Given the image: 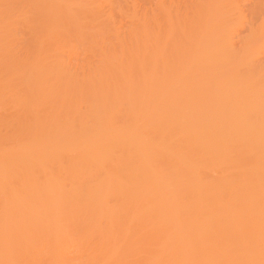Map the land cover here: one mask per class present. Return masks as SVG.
Wrapping results in <instances>:
<instances>
[{"label":"bare ground","instance_id":"1","mask_svg":"<svg viewBox=\"0 0 264 264\" xmlns=\"http://www.w3.org/2000/svg\"><path fill=\"white\" fill-rule=\"evenodd\" d=\"M14 1L20 109L51 122L58 153L43 158L36 130L24 161L0 160L21 212L0 207V264H264V71L236 57L240 31L215 33V0H183L207 67L193 82L147 53L169 0Z\"/></svg>","mask_w":264,"mask_h":264},{"label":"rangeland","instance_id":"2","mask_svg":"<svg viewBox=\"0 0 264 264\" xmlns=\"http://www.w3.org/2000/svg\"><path fill=\"white\" fill-rule=\"evenodd\" d=\"M167 2L170 5L167 6L169 7L167 13L163 14L161 10H158L159 14H154L151 19V23L154 25V34L156 37L159 34L160 38L149 42L148 45L151 47L147 53L156 54L155 56L159 59L158 64L161 67L172 69V78H179L177 82L180 80L193 82L198 78L199 72L201 76V72L207 69V67L199 68L194 61L196 45L193 41L195 39L193 35L197 33L196 27L194 28L192 15L187 12V5L183 0H169ZM12 4H16V1L8 5L6 0H0V160L11 157V159L17 158L12 161L15 163L24 161L29 156V154L23 156L24 152L29 145L36 141L33 139L35 131L41 130L43 140L37 143L39 150L45 160L52 159L53 161L56 160L58 149L53 145V141L50 143L48 140V136L52 137L50 133L51 122L46 118L40 122H35L20 109L19 77H17L12 56L16 55V51H18L19 37H26L27 34L23 30L22 24L16 25L17 12L14 14V5ZM18 5H20L19 2ZM252 9L255 13L249 12ZM206 10L208 11V18H211L210 23L215 25L213 26L217 31L215 29L214 31L218 35L229 29L240 31L238 36L231 38L235 43L236 57L247 58L254 55L259 60V63H255L258 70L261 68L264 71V0H215L212 1L210 8L206 7ZM254 15L255 17H252ZM238 16L241 18L239 19ZM12 29L16 30L14 34H11ZM168 30L170 31L167 34ZM171 35L175 36L176 42H172L173 39L170 40V37L166 39L167 36ZM8 56H10L9 60ZM237 67H241L238 68L239 71ZM223 71H225V76L235 72L232 75L235 77L237 73L236 79L238 72L240 75L243 69L240 64H234L226 66ZM260 72L262 73V70ZM205 76H211V73H206ZM229 76L220 78L218 94L224 95V92L229 91L231 81L235 80L234 77L233 80ZM84 96L85 93H82L77 99ZM152 103L159 104L161 109H167V101L164 97H156ZM30 128L33 131H29ZM58 170L67 171L66 164L63 163ZM259 179L264 180V175ZM108 200L112 199L108 198ZM15 204L16 202L8 190L0 191V207L10 209L11 214L21 213L14 209ZM117 219L120 224H123L124 219L121 215ZM180 250L186 255L187 261L197 260L196 255L192 254L190 245H184ZM247 263L251 264V259H248Z\"/></svg>","mask_w":264,"mask_h":264}]
</instances>
